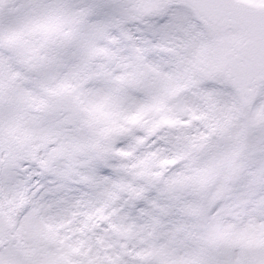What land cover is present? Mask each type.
<instances>
[{
  "label": "clouds",
  "instance_id": "1",
  "mask_svg": "<svg viewBox=\"0 0 264 264\" xmlns=\"http://www.w3.org/2000/svg\"><path fill=\"white\" fill-rule=\"evenodd\" d=\"M196 2L33 0L51 30L0 43V257L264 264L226 243L264 226V0Z\"/></svg>",
  "mask_w": 264,
  "mask_h": 264
},
{
  "label": "snow or ice",
  "instance_id": "2",
  "mask_svg": "<svg viewBox=\"0 0 264 264\" xmlns=\"http://www.w3.org/2000/svg\"><path fill=\"white\" fill-rule=\"evenodd\" d=\"M212 5H204L197 3L196 0H189L185 10H193L199 13L202 9L212 8ZM243 8L248 9H261L264 10V5L259 4H248L242 5ZM182 22L179 16H174L170 20L168 25H165V29L168 27H181ZM51 25L49 18L46 14L41 13L38 10V6L33 3V0H24L20 3L19 0H0V43L8 45L21 44L25 37L31 33L49 31ZM163 35V30H162ZM56 60L55 56L44 57L39 65L40 67L46 64L53 63ZM11 79H15L12 77ZM4 87L0 85V88ZM178 92L176 88L169 89V95L175 96ZM53 95L56 91L53 90ZM7 178L11 179V174H7ZM2 179V177H0ZM17 196L22 197L23 193L17 192ZM140 209L141 214H144V208L141 205H137ZM160 220L158 217H152V224L158 225ZM226 243L229 246H241L248 252L255 253L257 249H264V226L252 227L244 230L243 232L237 233L227 238ZM79 249H74V253H79ZM254 260L257 258L254 256ZM0 264H14L12 257H0ZM50 264H73L72 255L65 254L52 258Z\"/></svg>",
  "mask_w": 264,
  "mask_h": 264
}]
</instances>
